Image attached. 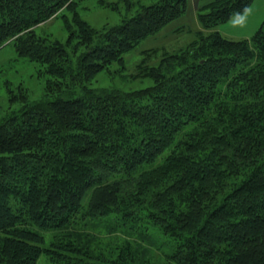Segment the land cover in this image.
I'll list each match as a JSON object with an SVG mask.
<instances>
[{"label": "trees", "instance_id": "obj_1", "mask_svg": "<svg viewBox=\"0 0 264 264\" xmlns=\"http://www.w3.org/2000/svg\"><path fill=\"white\" fill-rule=\"evenodd\" d=\"M83 1L0 0V50L13 44L50 75L42 99L24 92L0 118V264H264V22L251 39L216 30L254 0L202 6L189 44L146 51L134 77L154 84L133 92L87 83L189 0L104 31ZM64 10L67 44L36 33ZM108 219L106 235L91 230ZM139 222L172 244L158 263L150 234L130 232Z\"/></svg>", "mask_w": 264, "mask_h": 264}, {"label": "rangeland", "instance_id": "obj_2", "mask_svg": "<svg viewBox=\"0 0 264 264\" xmlns=\"http://www.w3.org/2000/svg\"><path fill=\"white\" fill-rule=\"evenodd\" d=\"M133 6L128 7L120 0H107L108 4L103 5L99 0H86L80 3L78 12L82 19L88 22L94 29L104 31L121 25L137 15L142 6H150L160 0H132ZM214 0H189L185 14L178 20L167 26L161 33L151 36L139 43L133 50L126 53L123 62H114L106 69L97 74L88 87L98 90H119L122 92H133L153 86V80L149 77H134L138 72V65L146 55V51L156 48L178 50L189 44L201 28L198 19L200 8ZM205 12H208L205 11ZM203 12V13H205ZM71 18V13L64 10L58 17H55L44 24L37 26L36 33L39 36L58 40L67 44L69 32L65 27L63 16ZM264 22V0H254L251 5L239 16H233L225 23L216 27L224 38L228 40L251 39L260 29ZM71 50V47H69ZM85 51L81 47L77 55ZM145 52V53H144ZM76 54L73 59L76 60ZM160 59V58H159ZM159 60H152L151 64H158ZM50 78L45 72V67L40 63L30 61L28 58L20 57L13 44L7 45L0 50V118L6 117L14 112H19L23 103L21 98L25 92L30 101H38L45 95L47 80ZM79 91V89H77ZM17 99L13 100V96ZM69 97V95H66ZM108 225L116 226L117 222L108 219L105 225L91 227L95 233L106 235ZM128 226L136 228V232L130 231L134 238L141 233H149V242L154 246L160 256L172 248L167 243L165 236L160 232L152 231L151 226L146 222H139L137 225L127 223ZM149 228V230H146ZM126 230V227L116 231Z\"/></svg>", "mask_w": 264, "mask_h": 264}]
</instances>
